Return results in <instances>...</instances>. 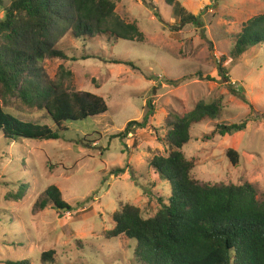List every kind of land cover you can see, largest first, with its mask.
Here are the masks:
<instances>
[{"label": "rangeland", "instance_id": "1", "mask_svg": "<svg viewBox=\"0 0 264 264\" xmlns=\"http://www.w3.org/2000/svg\"><path fill=\"white\" fill-rule=\"evenodd\" d=\"M112 1L123 21L136 24L143 43L96 37L87 44L66 34L48 43L67 59L47 57L39 71L48 85L58 81L63 67L72 73L63 88L101 97L107 112L65 123L58 140L8 142L0 136V264H39L49 251L53 264H137L135 241L108 238L111 216L128 203L147 219L160 208L159 200L167 203L170 184L159 180L152 163L170 151L163 141L170 115L188 113L200 102H220L215 121L220 124L251 118L245 130L209 140L203 138L214 130L213 122L193 125L192 139L182 148L196 161L193 176L201 183L244 180L264 199V45L233 55L241 25L264 14V2L176 0L198 17V26H181L163 0ZM219 61L230 84L218 76ZM230 87L242 91L249 104ZM147 103L154 110L145 122ZM0 107L54 130L43 110L15 96L0 92ZM131 121L141 125L125 139L114 138ZM229 149L239 155L236 165L226 156ZM22 185L25 191L15 200ZM50 186L59 189L70 211L33 210Z\"/></svg>", "mask_w": 264, "mask_h": 264}, {"label": "trees", "instance_id": "2", "mask_svg": "<svg viewBox=\"0 0 264 264\" xmlns=\"http://www.w3.org/2000/svg\"><path fill=\"white\" fill-rule=\"evenodd\" d=\"M163 1L181 26L199 25L198 17L187 13L179 2ZM115 9L112 0H9L8 3L0 0V92L43 110L54 125L51 130L47 125L24 121L0 107L3 139L8 142L58 140L60 133L67 130L65 123L84 121L107 112L101 97L63 88V79L72 77L63 67L59 68L58 81L48 85L43 83L44 76L39 71L47 57L67 59L55 44L48 43L50 39L56 43L66 34L87 44L96 37L143 43L144 36L136 24L123 21ZM263 45L264 14H261L241 25L233 55L241 57L249 49ZM88 58L84 56L83 60ZM112 63L130 65L124 61ZM217 71L230 84L221 62ZM230 91L249 104L242 91L233 87ZM146 107L149 110L144 116L145 122L154 110L151 103ZM219 110L218 101L200 102L188 113L170 115L163 140L170 151L152 163L159 180L169 182L170 196L167 203L159 200L160 208L153 217L144 219L140 208L128 203L112 214L114 228L108 238L135 241L133 256L137 264H264V199H258L256 188L244 180L229 184L198 182L192 174L196 161L182 152L192 139L193 125L207 120L213 122L214 130L203 138L209 140L245 130L251 118L239 124H220L215 122ZM140 125L128 122L114 138L125 139L134 126ZM226 156L232 165L237 164L236 151L229 149ZM24 186L13 195L15 200L22 197ZM46 208L71 210L55 186L38 196L33 210ZM53 256V251L42 253L39 264H53Z\"/></svg>", "mask_w": 264, "mask_h": 264}]
</instances>
